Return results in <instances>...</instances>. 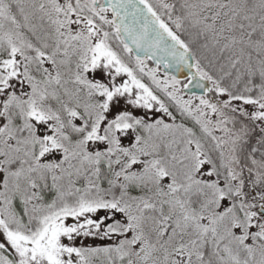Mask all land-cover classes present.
Instances as JSON below:
<instances>
[{
	"label": "snow or ice",
	"instance_id": "snow-or-ice-1",
	"mask_svg": "<svg viewBox=\"0 0 264 264\" xmlns=\"http://www.w3.org/2000/svg\"><path fill=\"white\" fill-rule=\"evenodd\" d=\"M0 264H264V0H0Z\"/></svg>",
	"mask_w": 264,
	"mask_h": 264
}]
</instances>
